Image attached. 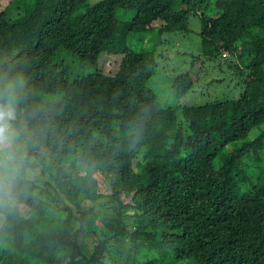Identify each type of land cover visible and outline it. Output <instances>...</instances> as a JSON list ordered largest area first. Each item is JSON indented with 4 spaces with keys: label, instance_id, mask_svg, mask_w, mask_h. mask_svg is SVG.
<instances>
[{
    "label": "trees",
    "instance_id": "obj_1",
    "mask_svg": "<svg viewBox=\"0 0 264 264\" xmlns=\"http://www.w3.org/2000/svg\"><path fill=\"white\" fill-rule=\"evenodd\" d=\"M191 16L193 63L241 92L162 107L145 40ZM197 69L172 79L177 98ZM17 75L28 167L51 181L20 185L0 264H264V0H0V91Z\"/></svg>",
    "mask_w": 264,
    "mask_h": 264
},
{
    "label": "rangeland",
    "instance_id": "obj_2",
    "mask_svg": "<svg viewBox=\"0 0 264 264\" xmlns=\"http://www.w3.org/2000/svg\"><path fill=\"white\" fill-rule=\"evenodd\" d=\"M189 32L177 31L170 34L159 35L156 32L150 34L146 38L147 46H155L158 42V46L154 50V55L157 59V68L154 75L148 81L151 89L154 91L157 101L162 107H183L200 105L208 101L216 99H231L237 98L241 90L234 87L237 84V80L229 76L230 69L227 71L224 67L223 74L218 71L216 66L209 65L207 62L202 63L198 59L194 61L192 56H196L201 49V39L198 35L200 29V21L197 17L191 16L188 21ZM145 37V36H143ZM134 43V48H137L136 37L130 38ZM148 40V41H147ZM146 43H143L145 46ZM153 46L149 49L152 50ZM223 59H228L229 54L225 51L222 53ZM75 61V58L73 57ZM193 63V64H192ZM207 66V67H205ZM84 66L79 65L76 61L73 63V69L75 75H80L83 71ZM199 68L200 75L198 80L195 81L194 87L189 90L185 95L180 98L175 96V93L171 87L172 79L180 73L188 72L193 70L196 72ZM85 71H89L86 69ZM92 72V70L90 71ZM28 86L23 82L21 89L27 88ZM45 99V96H41ZM58 98L53 99V101ZM256 132H252L250 135L254 137ZM32 162V161H31ZM35 162V161H33ZM39 166V167H38ZM35 168L28 167V173L26 178L34 181L35 177H39L43 180H49L48 174L44 171L41 165L38 164ZM43 186L38 183V186ZM65 204L70 207L69 202ZM88 204V203H84ZM95 208H100V204H93ZM75 213L76 210L72 208ZM61 214H57L58 217H63ZM102 218L108 219L102 216ZM88 249L92 248V243L88 242ZM5 264H24L20 257L14 253H10L4 261ZM28 264V263H25Z\"/></svg>",
    "mask_w": 264,
    "mask_h": 264
},
{
    "label": "clouds",
    "instance_id": "obj_3",
    "mask_svg": "<svg viewBox=\"0 0 264 264\" xmlns=\"http://www.w3.org/2000/svg\"><path fill=\"white\" fill-rule=\"evenodd\" d=\"M23 77H10L0 91V221L21 207L20 185L28 173L27 131L21 117ZM31 92V85L27 87Z\"/></svg>",
    "mask_w": 264,
    "mask_h": 264
}]
</instances>
